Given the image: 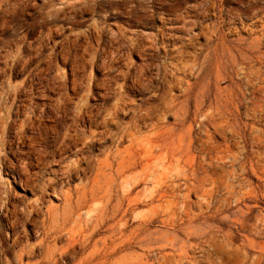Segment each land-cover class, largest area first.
<instances>
[{
  "label": "rangeland",
  "instance_id": "1",
  "mask_svg": "<svg viewBox=\"0 0 264 264\" xmlns=\"http://www.w3.org/2000/svg\"><path fill=\"white\" fill-rule=\"evenodd\" d=\"M263 164L264 0H0V264H264Z\"/></svg>",
  "mask_w": 264,
  "mask_h": 264
},
{
  "label": "bare ground",
  "instance_id": "2",
  "mask_svg": "<svg viewBox=\"0 0 264 264\" xmlns=\"http://www.w3.org/2000/svg\"><path fill=\"white\" fill-rule=\"evenodd\" d=\"M193 5H194V4H193ZM208 6H209V5H208ZM202 7H203V6H202ZM205 7H206V6H205ZM203 8H204V7H203ZM207 9H208V8H207ZM212 9H213V8H212ZM204 12H205V11H204ZM204 14H205V13H204ZM187 21H189V20H187ZM187 21H186V22H187ZM179 22H180V21H179ZM186 22H184V23H186ZM184 23H183V24H184ZM192 24H193V23H192ZM195 26H196V25H195ZM170 28H173V27H170ZM181 28H182V27H181ZM224 28H225V27H224ZM232 28H233V27H232ZM162 30H163V29H162ZM161 32H162V31H161ZM137 33H138V32H137ZM146 34L149 35L148 33H146ZM154 34H155V33H154ZM134 35H135V34H134ZM141 35H142V34H141ZM143 35H145V34H143ZM143 35H142V36H143ZM151 35H152V33L150 34V37H151ZM171 35H172V34H171ZM123 36H124V35H123ZM167 36H168V35H167ZM167 36H166V37H167ZM147 37H149V36H147ZM152 37H153V36H152ZM176 38H177V36H176ZM141 39H143V37H141ZM160 39H161V38H160ZM167 39H168V37H167ZM139 40H140V39H139ZM150 40H151V39H149V41H150ZM170 40H172V39H170ZM178 40H179V39H178ZM110 41H111V40H110ZM135 41H136V40H135ZM135 41H134V42H135ZM140 42H141V41H140ZM166 42L168 43V41H166ZM142 43H143V42H142ZM142 43H141V44H142ZM136 44H137V43H136ZM169 44H170V43H169ZM119 45H120V44H119ZM149 45H150V44H149ZM153 45H154V44H153ZM181 45H182V44H181ZM136 46H137V45H136ZM140 46H141V45H140ZM163 46H164V45H163ZM166 46H167V45H166ZM149 47H150V46H148L147 48H149ZM168 47H169V46H168ZM157 48H159V47H157ZM162 48H163V47H162ZM137 50H138V49H137ZM163 50H164V49H162V51H163ZM166 50H167V49H166ZM130 51H131V50H130ZM143 51H146V49H145V50L143 49ZM143 51H142V52H143ZM153 51H154V50H153ZM165 53H166V52H165ZM172 53H173V51H172ZM176 54H177V53H176ZM180 54H181V53H180ZM183 54H184V53H183ZM166 55H167V54H166ZM112 56H114V55H112ZM130 56H131V55H130ZM170 59H171V58H170ZM176 59H178V57H177ZM165 60H166V59H165ZM168 60H169V58H168ZM110 62H111V61H110ZM110 70H111V69H110ZM131 70H132V69H131ZM163 70H164V69H163ZM141 71H142V70H141ZM164 72H165V71H164ZM123 74H124V73H123ZM139 74H140V73H139ZM165 74H166V73H165ZM128 75H129V73H128ZM124 76H125V74H124ZM138 77H139V76H138ZM149 79H150V78H149ZM135 80H136V79H134V81H135ZM134 81H133V82H134ZM137 82H138V81H137ZM139 83H140V82H139ZM134 84H135V82H134ZM136 84H137V83H136ZM141 84H142V82H141ZM141 84H140V85H141ZM131 85L133 86V84H131ZM136 86H137V85H136ZM138 87H139V86H138ZM132 88H133V87H132ZM140 88H141V87H140ZM138 90H139V89H138ZM8 101H9V100H8ZM120 108H121L120 110H122V107H121V106H120ZM84 110H87V109H84ZM80 112H81V111H79V114H80ZM114 112H115V110H114ZM34 113H35V112H34ZM88 113H89V112H88ZM83 114H84V113H83ZM113 116H115V115H113ZM50 117H51V116H50ZM110 117H111V116H110ZM141 117H142V116H141ZM85 118H86V117H85ZM113 118H114V117H113ZM113 118H112V119H113ZM87 119H88V118H87ZM90 120H91V119H90ZM113 120H114V119H113ZM28 121H29V120H28ZM75 121H76V120H75ZM85 121H86V120H85ZM88 121H89V120H88ZM107 121H108V120H106V122H107ZM79 122H80V121H79ZM79 122H78V124H79ZM112 122H113V121H112ZM134 122H135V121H134ZM76 123H77V122H76ZM108 123H109V122H108ZM110 123H111V122H110ZM78 124H75V126L78 125ZM80 124H81V123H80ZM111 124H112V123H111ZM53 126L55 127V125H53ZM88 126H89V125H88ZM90 126H91V125H90ZM77 127H79V126H77ZM76 129H77V128H76ZM72 130H73V129H72ZM88 131H89V130H88ZM25 132H26V131H25ZM59 132H60V131H59ZM89 132H90V131H89ZM105 132H106V131H105ZM70 133H71V132H70ZM75 133H76V132H75ZM77 133H78V132H77ZM94 133H95V132H94ZM97 133H98V132H97ZM126 133H127V132H126ZM80 134H81V133H80ZM92 134H93V132H92ZM20 135H21V134H20ZM102 135H103V134H102ZM126 135H127V134H126ZM61 136H62V135H61ZM93 136H94V135H93ZM62 137H63V136H62ZM62 137H61V138H62ZM75 137H76V136H75ZM75 137H74V138H75ZM67 138H68V137H67ZM76 138H77V137H76ZM107 138H108V137H107ZM102 139H103V138H102ZM108 139H109V138H108ZM32 140H33V139H32ZM72 140H73V139H72ZM75 140H76V139H75ZM79 140H80V139H79ZM77 141H78V140H77ZM138 141H139V140H138ZM23 142H24V141H23ZM71 142H73V141H71ZM91 142H93V141H91ZM91 142H90V143H91ZM74 143H75V142H74ZM76 144H77V143H76ZM71 146H72V144H71ZM74 146H75V145H74ZM33 147H34V145H33ZM75 147H77V146H75ZM90 147H91V146H90ZM138 148H139V146H138ZM81 150H82V149H80V151H81ZM86 150H87V149H86ZM35 151H36V150H35ZM80 151H79V152H80ZM118 151H119V150H118ZM41 152H42V151H41ZM47 152H48V151H47ZM61 152H62V151H61ZM31 153H32V152H31ZM48 153L50 154V152H48ZM81 153H82V152H81ZM78 154H79V153H78ZM36 155H37V154H36ZM82 155H83V154H82ZM49 156H50V155H49ZM34 157H35V156H34ZM46 157H47V156H46ZM30 158H31V157H30ZM39 158H40V156H39ZM42 158H43V157H42ZM30 160H31V159H30ZM77 160H78V159H77ZM31 161H32V160H31ZM34 161H35V160H34ZM80 162H81V160H80ZM36 163H37V161H36ZM121 163H122V162H121ZM121 163H120V164H121ZM89 165H90V164H89ZM263 165H264V164H263ZM29 166H31V164H30ZM20 167H21V166H20ZM23 167H24V166H23ZM24 168H25V167H24ZM32 168H33V167H32ZM16 170H17V169H16ZM30 170H31V169H30ZM32 170H33V169H32ZM51 170H52V169H51ZM33 171H34V170H33ZM64 171H65V170H64ZM72 171H73V170H72ZM75 171H76V170H75ZM168 171H169V170H168ZM20 172H23V171H20ZM51 172H52V171H51ZM80 172H81V171H80ZM82 172H83V171H82ZM85 172H86V171H85ZM17 173H18V172H17ZM52 173H53V172H52ZM74 173H76V172H74ZM18 174H19V173H18ZM22 174H23V173H22ZM22 174H20V175L22 176ZM30 174H31V172H30ZM32 175H33V174H32ZM47 175H48V174H47ZM55 175H56V174H55ZM71 175H72V174H71ZM79 175H80V174H79ZM79 175H78V176H79ZM14 176H15V175H14ZM14 176H13V177H14ZM33 176H34V175H33ZM17 177H18V176H17ZM29 177H31V176H29V175H28V176H25V175H24V180H23L24 182H23V183H24L25 185H30L31 188L36 187V185H34V184H32V186H31V179H30ZM36 177H37V176H36ZM37 178H38V177H37ZM47 178H48V177H47ZM54 179H55V178H54ZM96 180H97V179H96ZM43 181H44V180H43ZM46 181H47V180H46ZM60 181H61V180H60ZM21 182H22V179H21ZM58 182H59V180H58ZM43 183H44V182H43ZM161 183H162V182H161ZM49 184H50V183H49ZM22 186H23V185H22ZM186 186H187V185H186ZM60 188H61V187H60ZM60 190H61V189H60ZM208 190H209V189H208ZM38 191H39V190H38ZM34 192H35V190H34ZM203 192H204V191H203ZM39 193H40V192H39ZM36 195H37V194H36ZM67 195H68V194H67ZM36 197H37V196H36ZM41 198H42V197H41ZM42 199H43V198H42ZM42 199H41V200H42ZM9 200H10V198H9ZM9 200H8V201H9ZM40 203H42V202H40ZM6 205H7V204H6ZM17 205H18V204H16V206H17ZM20 205H21V204H20ZM36 205H37V204H36ZM36 205H35V204H31V208H32L33 210H37L38 207H37ZM46 205H47V204H46ZM18 206H19V205H18ZM29 208H30V207H29ZM4 209H5V208H4ZM12 209H13V208H12ZM43 209H44V208H43ZM38 210H39V209H38ZM10 211H11V210H10ZM22 212H23V211H21V213H22ZM34 212H35V211H34ZM36 212H37V211H36ZM14 213H15V212H14ZM23 213H24V212H23ZM29 213H30V212H29ZM41 213H42V212H41ZM3 214H4V213H3ZM9 214H10V213H8V215H9ZM37 214H38V213H37ZM8 215H7V216H8ZM34 215H35V214H34ZM39 215H40V214H39ZM14 216H15V215H14ZM14 216H13V217H14ZM24 216L26 217V215H24ZM9 217H10V216H9ZM2 218H3V217H2ZM10 219H11V218H10ZM24 219H25V218H24ZM33 219H35V218H33ZM22 220H23V219H22ZM30 220H31V219H30ZM33 221H34V220H33ZM33 221H32V222H33ZM57 221H58V220H57ZM24 222H25V221H24ZM24 222H23V223H24ZM32 222H30V223H32ZM37 222H38V220H37ZM4 223H5V222H4ZM6 223H7V222H6ZM19 223H20V222H19ZM57 223H58V222H57ZM17 225H18V223H17ZM15 227H16V226H15ZM15 227H14V229H15ZM11 228H12V227H11ZM32 228H33V227H32ZM41 228H42V227H41ZM15 230H16V229H15ZM24 230H25V229H24ZM7 231H8V230H7ZM25 231H26V230H25ZM32 231H34V230H32ZM35 231H36V230H35ZM67 231H68V230H67ZM69 231H70V230H69ZM9 233H10V232H9ZM30 233H31V232H30ZM34 233H35V232H33V234H34ZM75 233H76V232H75ZM20 234H21V233H20ZM22 234H24V233H22ZM22 234L20 235V237H23ZM36 234H37V233H36ZM36 234H35V235H36ZM13 235H15V234H13ZM28 235H29V233H28ZM30 235H31V234H30ZM38 235H39V233H38ZM15 236H16V235H15ZM32 236H33V235H32ZM10 237H11V236H10ZM12 237H13V236H12ZM12 237H11V238H12ZM30 237H31V236H30ZM8 238H9V237H8ZM13 238H14V237H13ZM24 238H25V237H24ZM26 238H27V237H26ZM34 238H35V237H34ZM37 238H38V236H37ZM19 239H20V238H19ZM23 242H24V241H23ZM16 243H17V242H16ZM18 243H19V241H18ZM21 243H22V242H21ZM28 243H29V242H28ZM33 244H34V243H33ZM37 244H38V243H36V245H35V244H34V245L37 246ZM16 245H17V244H16ZM24 246H25V245H24ZM31 246H32V248H33V245H32V244H31ZM18 247H19V246H18ZM76 248H77V247H76ZM15 249H16V248H15ZM37 249H38V248H37ZM53 249H54V248H53ZM238 249H239V248H238ZM26 252H28V253L30 254V253L33 252V250H32V251L29 250V251H26ZM39 252H40V251H39ZM39 252H38V253H39ZM2 253H3V252H2ZM15 253H16V252H15ZM24 253H25V250H23V252L20 254V257H23V256H24ZM40 253H41V252H40ZM40 253H39V254H40ZM72 253H73V252H72ZM72 253H71V254H72ZM36 254H37V253H36ZM40 255H41V254H40ZM65 255H66V254H65ZM27 256H28V255H27ZM31 257H32V256H31ZM63 257H64V255H63ZM63 259H64V258H63Z\"/></svg>",
  "mask_w": 264,
  "mask_h": 264
}]
</instances>
